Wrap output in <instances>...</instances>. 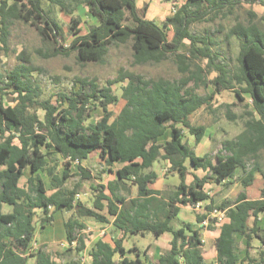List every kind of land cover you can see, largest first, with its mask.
I'll return each instance as SVG.
<instances>
[{
	"label": "trees",
	"instance_id": "1",
	"mask_svg": "<svg viewBox=\"0 0 264 264\" xmlns=\"http://www.w3.org/2000/svg\"><path fill=\"white\" fill-rule=\"evenodd\" d=\"M45 1L0 0V41L5 48H8L12 24L21 21L36 26L45 44L52 45L49 58L60 55L62 50H71L81 63H104L112 46L131 41L137 65L173 59L183 77L178 81L146 80L128 74L116 81H128L121 97L113 94L111 82L100 87L94 81L81 80L77 91L61 93L59 105L54 106L51 100L37 101L40 87L30 78L33 67L19 65L6 75L5 86L0 87V264H29L31 258L36 259L34 264H59L44 246L34 250L37 209L43 213L39 222L41 228L52 224L55 211H75L66 221L65 231L67 242L71 246L76 242L75 249L80 254L85 242L77 237V231L86 228L81 218L105 221L97 212L105 209L104 202L108 213L115 217L114 225L124 236L145 232L160 236L171 232V249L157 263H152L147 251L144 259L124 258L126 250L122 239L114 248L98 241L91 252L90 264H206L200 229L190 223H182L181 228L175 229L173 223L178 221L182 206L210 199L205 191L207 183L228 179L225 186H229L239 168L243 172L240 184L244 188L254 182L257 173L264 178V163L260 158L264 154V28L257 14L250 11L247 24L237 22L227 31L226 38H236L240 45L237 72L219 62V53L214 50L218 42L210 33L195 34L191 29L195 23L215 22L221 15L233 14L243 2L260 3L264 7V0H186L164 27L147 19L149 6L139 9L137 0H75L77 8L86 9L97 24L81 35V19L73 18L70 31L75 38L68 49L56 46L63 28L47 14L43 8ZM48 1L63 3L62 0ZM203 61H206L204 68L198 63ZM213 73L217 76L208 80V75ZM87 85L88 90L83 88ZM209 85L215 93L234 90L241 102L246 100L243 97L246 95L252 103L246 105L244 130L236 139L223 142V150L229 154L219 152L199 157L184 140V130H188L197 143L203 140L207 129L193 125L191 116L204 107H211L214 93L203 96L197 92L200 87ZM7 88H13L16 94L13 106L3 102ZM121 99L125 105L112 121L114 113L110 107L118 105ZM31 108L42 110L44 119L38 112H31ZM94 108L102 109L101 118L87 125ZM228 118L236 117L228 114ZM168 129L171 140L161 146L159 139ZM97 150L108 165H125L118 171L116 185L133 182L138 187L136 198L118 197L117 188L112 184L108 189L113 198L109 197L104 193L106 187L96 183L90 171L80 165ZM54 152L66 160L62 177L49 163ZM160 159L169 161V172H177L178 187L168 191L149 187L157 179L151 169ZM186 161H190L195 170L207 172L206 176L195 175L194 181L187 184ZM76 162L80 182H90L91 188L97 191L94 210L76 200L79 184L72 189L65 188L72 178L71 166ZM28 173V189L22 188L20 180ZM44 173L56 188L51 195L47 194ZM4 204L13 206V212L3 213ZM206 210L207 214L197 217L199 224L214 210L224 211L227 218L216 241L218 264H243L250 259L248 251L241 260L236 234L245 236L249 249L253 238L264 246V230L259 226L264 214V185L258 200H249L247 194L241 192L235 201L214 205L211 200ZM252 217L254 224L250 227ZM216 223V219L209 220V228ZM117 253L123 257L119 262L114 261ZM256 264H264V247L259 251Z\"/></svg>",
	"mask_w": 264,
	"mask_h": 264
},
{
	"label": "rangeland",
	"instance_id": "2",
	"mask_svg": "<svg viewBox=\"0 0 264 264\" xmlns=\"http://www.w3.org/2000/svg\"><path fill=\"white\" fill-rule=\"evenodd\" d=\"M62 1L63 3L59 4L46 0L43 2V8L47 14L55 19L63 28V34L59 36L56 46L59 48L62 46L64 49H68L71 41L75 38L70 31L73 18L77 17L81 19V35L87 34L89 27L96 25L97 21L93 19L83 7L77 8L75 0ZM185 1L186 0H137V6L139 9H142L145 5L154 6L152 9H149L148 7L146 18L153 19L159 25L164 27L168 18L173 15V7L177 9V7L182 5ZM250 11L257 14L259 20H261L260 24L264 28L263 5L260 3L249 4L247 2H243L240 7L234 10L233 14H230L227 17L221 15L215 22L203 21L192 25L191 30L193 33L201 35L210 33L213 39L218 42V46L214 50L219 53V62L228 65L233 72H237L239 68L238 54L240 45L236 38L227 39L226 33L237 22L247 24L249 20L248 12ZM169 35L170 38H172L173 30ZM51 50L52 45L45 44L36 26L21 21L14 22L10 28L8 48H5L0 41V87L5 86L6 75L16 67L19 65L31 66L34 68V71L30 74V78L35 85L40 87L37 101L51 100L52 105L58 106L59 95L61 93L70 94L73 91H77L81 87V80L94 81L100 87H105L111 82L113 83L111 86L113 94L121 97L123 89L128 81H116L122 76L128 74H133L146 80L167 79L178 81L183 77V74L180 73L177 65L173 62V59L159 64L137 65L135 63L134 50L131 41L125 44L112 46L104 63H81L78 61L76 53L71 50H62L60 55L49 58L47 55ZM198 63L203 68L206 65V61ZM216 76V73L208 75V80H212ZM191 85H193V83H191ZM83 88L88 90L90 89V86L87 85ZM13 91V88H7L5 90L3 102L6 106H13L16 104V102H14L16 94H14ZM197 92L203 96L212 95L214 93V100L211 103V107H204L191 116V123L195 126L206 127V135L212 137L211 143L213 147L218 151H224L223 142L225 140L236 139V137L244 130V123L246 120L244 118V113L248 110L246 105H251L252 100L250 97L243 95L246 100L241 102L234 90H223L221 93H215L212 85L200 87L197 89ZM124 105L125 101L121 99L118 105H112L110 107V110L114 113L112 121L119 114ZM30 111L38 112L41 119H44V112L42 110L31 108ZM90 113L91 116L86 122L87 125L94 123L101 118L102 109L94 108ZM228 114L235 115L236 118L231 120L228 118ZM186 134L187 140L189 137H192L188 132H186ZM204 140L203 142H205ZM199 147L196 149L197 151L199 150ZM225 154H227V152H225ZM260 158L262 163H264V154H261ZM50 163H57L56 165L53 164L56 168L55 172L58 176H62L65 170L63 161L52 155ZM75 165L72 170L77 172L78 169ZM159 165H162L159 169H161V173H164V165L162 162ZM92 169L95 173V177L98 179L101 175L99 166L98 168ZM76 172L72 175V178L67 181L66 187L73 188L78 182V179L76 178L78 173ZM238 175H243L241 169H239ZM262 180H264V178ZM49 182L48 188L50 186ZM214 192L213 197L222 198L227 195L234 196L236 190L234 186L228 187L223 184L216 188ZM8 211L9 208L5 207L4 212ZM42 215L43 213L41 210L36 212L35 220L37 231L41 228L39 222ZM175 224L178 223L175 222ZM81 233L82 231H77V235H80ZM68 247L71 248V245L68 242L65 246L60 244L53 250L49 249L48 253L52 255L59 264H67L68 262L76 264L88 263L87 255H82V253L79 254L74 248L69 251ZM72 247L75 246L72 245ZM37 248H40L39 244H37L34 250ZM31 264L33 263L31 262Z\"/></svg>",
	"mask_w": 264,
	"mask_h": 264
},
{
	"label": "crops",
	"instance_id": "3",
	"mask_svg": "<svg viewBox=\"0 0 264 264\" xmlns=\"http://www.w3.org/2000/svg\"><path fill=\"white\" fill-rule=\"evenodd\" d=\"M154 6L149 5V9L153 8ZM173 16V15H172ZM153 20V19H149ZM154 21V20H153ZM156 22V21H155ZM157 23V22H156ZM158 24V23H157ZM159 25V24H158ZM161 26V25H160ZM221 93V92H220ZM188 130H184V140L188 143V145L194 150L197 156L203 157V156H214L215 154L222 152L225 154L226 151H218L213 147L212 145V137H208L206 134L203 138L206 139L203 140L200 143H197L195 141L194 136L189 137L187 140V134ZM190 135V134H189ZM207 137V138H206ZM171 140V131L168 129L165 134L159 139V145L164 146L167 142ZM226 141V140H225ZM200 146V147H199ZM199 147V150L196 149ZM229 154V152H227ZM226 154V155H227ZM53 156L59 160L63 161V165L65 166V159L58 153H53ZM90 160V161H89ZM89 161V162H88ZM58 162V161H56ZM162 162L164 165L163 171L164 173H161V169H159L162 165H159ZM50 163V162H49ZM55 164V163H53ZM53 164L50 163L51 166ZM57 164V163H56ZM55 164V165H56ZM73 164L71 166V174L73 175L76 171L72 170L74 168ZM82 167L88 169L94 177V181L96 183L102 184L106 187L105 194L109 197H112L110 189H108L109 184H112L115 188H117L116 195L118 197H124L128 200L136 198L138 195V187L133 184V182H125L120 183L119 185H116L118 182V171L124 167V164L121 163H113L111 165H108L106 163V160H104L100 156V151H95L89 155V158L84 160L81 164ZM77 166V165H75ZM101 171L100 177L97 179L95 177V173L92 168H98ZM158 166V167H157ZM185 166L188 168V175L186 178L187 184H191L194 181V176H198L199 178H203L206 176L207 172L203 170H195L193 166L191 165L190 161L185 162ZM170 163L169 161L160 159L157 161L151 171H154L157 174V179L154 183L150 184L149 187L153 190L157 191H168L172 190L179 186L180 184V178L177 174V172H169ZM78 169V167H77ZM240 169V168H239ZM239 169L236 171L234 178L232 179V183L228 187H233L236 190V193L234 196H224L222 198H215L213 197V193H215V189L225 185L227 181H222L220 183L212 181L211 183H207L205 185V191L208 193L210 199L200 202V209H195L193 206H182L180 208V212L178 214V221L173 223V226L175 229H179L182 226V223H190L195 225V228L200 229V236L201 240L203 242V257L206 264H218V252L216 248V241L221 233V225L224 222H227V218L225 217V220L223 223H216L212 225V228H209V220L214 219L213 215L209 216L208 219H206L203 223L199 224L197 222V217L199 215L207 214L206 207L210 204L211 200H213L214 205H220L224 201H235L238 197V195L241 192H245L247 194V197L249 200H258L261 198V190L264 185V180L262 175L257 173L255 176L254 182L248 186L247 188H244L240 184V178L242 177L238 175ZM79 170H77L76 173H78ZM242 174V173H241ZM30 174L28 173L25 177H23L20 180V187L28 189V178ZM45 185L48 187L49 177L47 174H42ZM62 177V176H59ZM76 178L78 179V182L76 184L80 185L78 194L76 196V200L82 203L84 207L90 210H94L95 207V200L97 196V191L93 190L91 188L90 182L88 181H82L80 182V176L76 175ZM22 183V185H21ZM50 186L48 195L53 194L56 191V188L52 187L51 185V179H50ZM75 184V185H76ZM67 183L65 184V188L72 189L66 187ZM105 209L103 211H97L100 215L105 217V221H101L95 217H83L81 218V221L85 223L86 228L82 230V233L78 236L79 238H83L85 242V249L81 252L82 255H87L88 257V263H91V252L96 245L98 241H103L107 244H109L111 247H115L116 242L119 240H123V247L126 250V254L123 256L124 258L128 259H144V252L147 251V255L149 257V260L152 263H157L159 259L165 255L168 251L171 249V242L173 240V234L171 232H165L160 236H155L153 233L145 232L143 234H135V235H127L124 236L123 233L114 225L115 217L111 216L108 213L106 202ZM119 207H121V204L117 203ZM8 207L9 211L4 212V208ZM37 209L36 211H38ZM3 213L8 214L13 212V206L4 204L2 208ZM75 211L71 212H62V211H55L53 214V222L50 225H47L44 228H40L36 233V243L40 246H44L45 250L49 249H55L57 245L65 246L67 243L66 239V231H65V223L66 221L73 216ZM148 211L145 213L147 214ZM254 224V218H250L249 220V226L252 227ZM259 226L264 230V214L261 216V219L259 220ZM80 233V232H79ZM235 238L238 242V254L241 257V260L243 258L245 259L248 251L250 253V259L246 260L243 264H256L259 258V251L264 246L260 242L259 239L253 238L251 240V248H248L247 245V239L242 234H236ZM76 242L73 244L75 247L71 246V249H75L77 244ZM119 253L115 254L114 261H121L123 258ZM31 262L34 264L35 258H31L29 264ZM240 264V263H239Z\"/></svg>",
	"mask_w": 264,
	"mask_h": 264
},
{
	"label": "built area",
	"instance_id": "4",
	"mask_svg": "<svg viewBox=\"0 0 264 264\" xmlns=\"http://www.w3.org/2000/svg\"><path fill=\"white\" fill-rule=\"evenodd\" d=\"M173 15L176 13V8L173 7ZM74 164H77L74 163ZM193 207L195 209H200V203L196 204V205H193ZM213 215L214 219H216L217 223H223V221L225 220V212L224 211H218V210H214L213 213L211 214ZM37 246L36 242L34 243L33 247L35 248Z\"/></svg>",
	"mask_w": 264,
	"mask_h": 264
}]
</instances>
